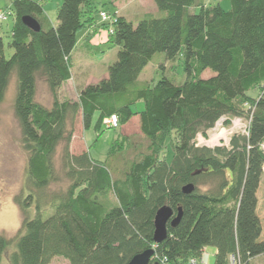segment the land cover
Returning <instances> with one entry per match:
<instances>
[{
	"label": "trees",
	"instance_id": "16d2710c",
	"mask_svg": "<svg viewBox=\"0 0 264 264\" xmlns=\"http://www.w3.org/2000/svg\"><path fill=\"white\" fill-rule=\"evenodd\" d=\"M154 1L166 14L137 23L100 0H63L56 24L40 0H14L9 6L14 51L6 57L0 32V102L15 74L13 108L28 152L30 192L18 198L25 215L21 230L13 238L0 234V264H50L57 256L70 264H128L151 247V263L157 256L184 262L207 245L216 247L221 263L236 249L245 264L264 254L258 214L264 174V0H231L228 11L202 0ZM101 10L117 16L109 40L119 46L117 58L107 76L80 89L78 99L61 100L57 92L73 77L79 32L89 29L88 39L110 26L100 22ZM26 15L38 20L40 31L24 23ZM182 49L183 83L167 76L138 79L157 52L174 59ZM208 68L215 75L201 77ZM38 78L52 92L50 106L36 97ZM140 101L144 108L134 110ZM113 114L119 126L139 115L147 142L135 157L120 165L113 150L106 160L93 158L89 150L71 151L79 119L89 129L96 118L99 130ZM244 115L250 119L247 134L234 133L229 145L197 144L198 135L208 136L221 118L229 123ZM166 139L173 144L171 161L163 158ZM120 151L124 154L125 146ZM53 183L65 187L48 190ZM187 184L194 186L190 193L183 191ZM34 203L36 214L30 216ZM166 204L175 212L182 208L183 216L176 227L168 224L167 238L156 244L154 219Z\"/></svg>",
	"mask_w": 264,
	"mask_h": 264
},
{
	"label": "rangeland",
	"instance_id": "374dc122",
	"mask_svg": "<svg viewBox=\"0 0 264 264\" xmlns=\"http://www.w3.org/2000/svg\"><path fill=\"white\" fill-rule=\"evenodd\" d=\"M10 1L11 0H0V10L8 9L9 6L7 5ZM118 1L122 4H117L118 6H115L106 0L105 7L111 12L119 7L121 11H119L118 14L122 12L134 23H137L138 20L143 17L163 16L166 14L165 11L158 8L154 0ZM58 2L61 4L63 0H47L44 5L46 9H48V15L52 18L53 22L56 21L54 12ZM202 4L204 6L220 5L227 11L232 8L231 0H202ZM199 10L200 7L192 8L193 12H199ZM52 13L53 16H51ZM12 21V17L0 21L7 58H9L14 51L10 46ZM102 29L104 30L106 27H101L98 31H102ZM98 31L94 33L100 36V32ZM82 34L83 31L81 30L78 34V39ZM93 36L94 34L91 38L86 39V44L90 43ZM110 37L111 36L108 35L109 39L107 38V44L94 45L93 47L89 46V48H87V45L86 48L74 50V65H78L79 67L75 68V72L73 71L75 79L68 85H62L61 88L58 89L57 94L59 99H78L80 89L84 86L83 81L92 76H101V74L107 70L109 64L116 60L119 46L115 40L109 42ZM103 38L104 36L101 39ZM212 75H215V72L208 68L203 71L201 77L208 78ZM163 76L173 79L176 83H183L186 80L187 74L185 72L183 49L174 59H168L164 52H157L143 69L138 79L142 81L152 79L158 81ZM16 93L17 77L13 74L5 97L0 102V234H5L12 238L21 230L25 217L22 207L18 202V198H23L30 192V189H28L29 186L27 187L28 152L23 146L20 125L13 108ZM36 97L45 105H52V92L46 82L41 78H38L37 81ZM245 106L246 108L249 107L248 104ZM143 108V101H140L134 106V110L140 111ZM227 121V117H223L208 131V136L202 134L198 135L196 140L197 144L210 147L229 145L231 136L234 133H248L250 119L246 115L232 117L229 123H227ZM95 123L96 118L92 126L89 129H85L81 123V119L78 120L76 131L70 145V149L73 153H81L89 150L93 158L106 160L109 156V152L113 150L120 162L118 163L123 165V161L127 159V157H135L137 152H139L147 142V138L140 128L139 115L133 116L126 124L111 128L105 126L104 128L96 130ZM124 146L125 151L123 154L120 150L124 149ZM164 148L163 158L165 157L166 160L171 161L174 149L169 139H166ZM62 187H65V185L53 183L48 190H58ZM258 198V214L262 220L263 226L261 239H264V174L258 190ZM51 209L48 210L50 211ZM49 211H45L44 215L46 216L51 213ZM29 213L30 216L36 214L35 203L30 207L28 214ZM9 249H12V245ZM207 252L210 253L209 262L214 264L217 257L216 247L207 245ZM251 262L252 264H264V254L253 258ZM50 264H70V262L65 257L57 256L52 259Z\"/></svg>",
	"mask_w": 264,
	"mask_h": 264
},
{
	"label": "water",
	"instance_id": "95a60500",
	"mask_svg": "<svg viewBox=\"0 0 264 264\" xmlns=\"http://www.w3.org/2000/svg\"><path fill=\"white\" fill-rule=\"evenodd\" d=\"M24 23L34 31H40L41 25L34 17L26 15L23 17ZM193 184H187L183 187L185 193L193 191ZM183 216L182 208H179L177 212L168 204L161 206L155 215L154 219V242L159 244L163 242L168 235V224L172 227H176ZM155 254V248H148L140 253L135 254L128 264H161L159 261L151 263L152 257Z\"/></svg>",
	"mask_w": 264,
	"mask_h": 264
},
{
	"label": "built area",
	"instance_id": "2783aa9c",
	"mask_svg": "<svg viewBox=\"0 0 264 264\" xmlns=\"http://www.w3.org/2000/svg\"><path fill=\"white\" fill-rule=\"evenodd\" d=\"M12 9L9 7L8 9L0 10V21H4L12 16ZM100 22H108L110 26L107 28V33L114 34L113 24L117 22V16L110 13L107 10H101L100 11ZM115 118V119H114ZM104 126L107 127H115L118 125V117L116 114L110 115L108 117H105L103 119ZM262 149L264 150V142L262 143ZM264 171V167H263ZM157 261H159L161 264H211L209 262L210 253L207 252V246H204L200 254L197 256H192L189 259H187L184 262L180 263H173L171 260H169L167 257H159L157 256ZM214 264H245L242 260L241 253L239 249H236L234 252L230 253L227 258L225 259V262H220L219 260H215Z\"/></svg>",
	"mask_w": 264,
	"mask_h": 264
},
{
	"label": "crops",
	"instance_id": "0c3cea01",
	"mask_svg": "<svg viewBox=\"0 0 264 264\" xmlns=\"http://www.w3.org/2000/svg\"><path fill=\"white\" fill-rule=\"evenodd\" d=\"M14 0H11L9 3H8V5L7 6H11L12 5V2H13ZM41 2H42V5H43V9H44V13L48 16V18L50 19V21L52 22V24H56V21L55 22H53V20H52V18L48 15L49 13H48V9H46V7L44 6L45 5V3H46V1L47 0H40ZM60 1V0H59ZM109 2H111L112 4H114L115 6H118L117 4H122L121 2H119L118 0H108ZM100 2H101V4L103 3V2H106V0H100ZM124 5H126V4H124ZM60 6V3L58 2L57 3V5H56V9H55V12H54V14H55V16H56V13H57V9H58V7ZM102 9H104V8H102ZM116 11H121V10H119V7L116 9ZM49 12H51V11H49ZM120 14L121 15H124L122 12H120ZM51 16H53V13H52V15ZM126 16V15H125ZM12 27H13V21H12ZM12 27H11V30H12ZM10 30V31H11ZM101 30V29H100ZM83 31V34L80 36V38L78 39V42H77V45H76V48H75V50L76 49H82V48H86L87 47V45H88V47L87 48H89V46L90 47H93L94 45H104V44H107L106 43V41H107V38H108V34H107V31L104 29H102V31H98V32H100V36H97V34L95 35V33H94V36L92 37V39L90 40V43H88V44H86V41L87 40H85L86 39V36H87V34H88V32H89V29H84V30H82ZM96 31V32H97ZM0 32L2 33V29L0 28ZM104 36V38L103 39H101L102 37ZM109 39V38H108ZM91 52V51H90ZM74 53V52H73ZM76 67H79L78 65L76 66V65H74V68H73V71L75 72L76 70H75V68ZM109 67V66H108ZM108 67H107V70H105L102 74H101V76H96V77H94V76H92V77H90L89 79H87V80H85V81H83L84 82V85L85 84H89V83H94V82H97V81H99L101 78H103V77H105V76H107L108 75ZM75 79V76H74V74H73V77L71 78V79H69L68 81H66L63 85H68L69 83H71V81L72 80H74Z\"/></svg>",
	"mask_w": 264,
	"mask_h": 264
},
{
	"label": "bare ground",
	"instance_id": "6f19581e",
	"mask_svg": "<svg viewBox=\"0 0 264 264\" xmlns=\"http://www.w3.org/2000/svg\"><path fill=\"white\" fill-rule=\"evenodd\" d=\"M221 136V135H220Z\"/></svg>",
	"mask_w": 264,
	"mask_h": 264
},
{
	"label": "clouds",
	"instance_id": "9594fccd",
	"mask_svg": "<svg viewBox=\"0 0 264 264\" xmlns=\"http://www.w3.org/2000/svg\"><path fill=\"white\" fill-rule=\"evenodd\" d=\"M115 119V118H114Z\"/></svg>",
	"mask_w": 264,
	"mask_h": 264
}]
</instances>
